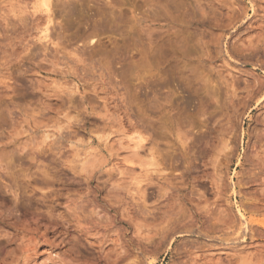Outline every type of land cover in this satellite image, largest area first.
<instances>
[{"label":"rangeland","instance_id":"rangeland-1","mask_svg":"<svg viewBox=\"0 0 264 264\" xmlns=\"http://www.w3.org/2000/svg\"><path fill=\"white\" fill-rule=\"evenodd\" d=\"M50 1L0 0V264H264V0Z\"/></svg>","mask_w":264,"mask_h":264},{"label":"bare ground","instance_id":"bare-ground-1","mask_svg":"<svg viewBox=\"0 0 264 264\" xmlns=\"http://www.w3.org/2000/svg\"><path fill=\"white\" fill-rule=\"evenodd\" d=\"M41 2H42V4L44 5V6H49V2H51L50 0H41ZM46 33H44V35H47L48 34V32H47V29H46V31H45ZM46 37V36H45ZM240 216H242V214H240Z\"/></svg>","mask_w":264,"mask_h":264}]
</instances>
